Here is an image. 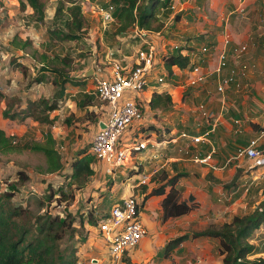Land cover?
I'll use <instances>...</instances> for the list:
<instances>
[{
  "label": "crops",
  "instance_id": "1",
  "mask_svg": "<svg viewBox=\"0 0 264 264\" xmlns=\"http://www.w3.org/2000/svg\"><path fill=\"white\" fill-rule=\"evenodd\" d=\"M245 3L248 10L245 17L234 12L238 0H174V8L170 9L169 20L176 23L172 33L180 37L183 45L196 52L202 45H213V55L202 61L204 71L211 74L204 82L190 84L186 81L188 73L185 68H173L177 85L171 90V104L168 108L150 109L151 113H148L153 114L149 121H153L160 132L175 137L177 141L170 145L167 159L160 162L158 174L146 186L151 189L166 182L167 179L161 176L183 173L175 181V187L181 188L180 199L191 208L185 213L162 219L161 201L165 193L150 194L140 208V218L147 228V234L121 261H115L109 255L102 236L95 226L86 222L89 234L76 252L75 264H222V255L218 252L219 240L211 236H192L191 233L209 225L219 226L234 214L245 213V206L249 203L246 201L249 183H252L250 178L257 180L255 183L259 182V170L264 167L253 166L249 159L240 154L241 147L264 128V84H260L259 80L264 73V0H245ZM88 17L102 27L97 17L91 13ZM227 34L231 36L229 44H226ZM239 44L247 45L248 51L245 56L236 59L233 49ZM222 51L226 57L222 69L216 73L214 69ZM242 62L248 68L245 76L240 78L241 85L230 82L224 93L217 92L216 82L219 78L229 75L232 69H238ZM83 70L91 71V67ZM1 100L0 103H4ZM200 104L204 105L210 117L202 114ZM214 120H217V125L210 134L211 141L203 140L190 145L193 152L200 156L211 153V158L207 163L194 161L190 152L179 148L187 142L191 143L181 133L200 134ZM95 163L100 165L102 171H107L103 162ZM151 165L143 162L141 168L150 171ZM118 176L126 185L118 195H108L110 205L104 212L130 193L131 182L128 183L121 173ZM233 177H237L235 183H231ZM169 188L170 185L166 186L165 191ZM259 190L262 192V189ZM251 207L254 205H248V208ZM262 225L255 232L263 229ZM186 233L188 236L171 248L168 254H162L170 239ZM254 243L257 247V243ZM257 250L254 255L259 251L264 254V250L258 247Z\"/></svg>",
  "mask_w": 264,
  "mask_h": 264
},
{
  "label": "rangeland",
  "instance_id": "2",
  "mask_svg": "<svg viewBox=\"0 0 264 264\" xmlns=\"http://www.w3.org/2000/svg\"><path fill=\"white\" fill-rule=\"evenodd\" d=\"M65 1L43 0L46 12L44 22L36 21L33 8L30 6L23 8L19 0H3V4L0 5V91L4 94V97H0V100L4 101L0 103V119L4 121L0 123V127L7 135L14 134L17 144L16 149H0V179L2 180L0 190L8 187L14 189L9 200L10 204L21 205L31 214L48 211L52 215L63 216L68 212L71 213L75 219L73 225L78 227L79 231H74L73 237L66 233L61 245L73 243L78 251L89 234L85 218L95 219L103 213L110 205V201L107 200L108 195H118L126 184L116 174L102 171L100 165L95 163L96 159L92 162L94 172L85 183L79 186L73 182L70 163L79 151L83 149L88 151L89 142L98 129V121L102 116V103L93 93L96 77L88 75L84 82L79 84L69 80L64 84L62 95H59L61 77L51 69L41 70L42 55L50 57V61L53 59L51 62L53 66H61L59 59L69 56L70 63L66 69L68 77L78 79L82 77L85 67L93 65V58L97 59L95 67L98 65L100 72L107 71V61L111 57L108 55L110 50L114 52L113 56L120 58L125 55L134 56L136 52L132 46L133 40L121 38L114 28L104 32L96 20L88 17L90 14L88 0H80L87 22L83 38L65 41L52 36L48 30L58 24L55 20L56 10L60 3ZM92 2L100 1L92 0ZM165 15L167 17H162L164 21L162 32L167 40L164 41L163 54L171 52L172 49L176 50V45L184 46L180 37L172 33L176 23L169 20L168 13ZM17 35L22 39L29 38L33 44L28 46L26 51L14 47L11 41ZM16 61L23 63L26 71L24 69L22 72L21 69L24 67L16 65ZM76 72L79 73L78 76ZM35 77H44V79L37 82L34 80ZM259 80L260 84H264V73ZM56 95H59L58 106L50 111L45 109L42 113L53 118L52 123H39L30 116L21 118L22 114L19 111L28 106V99L37 100L42 97L51 102ZM79 100L90 101L91 104L79 106L76 103ZM41 107H36L34 111L37 113ZM3 110L16 112L18 115L14 118L6 117L1 112ZM151 126L159 131L153 122ZM47 130H50L55 138L54 147L62 163L61 168L55 171L46 170V157L42 151L26 146L43 142L44 133ZM22 135L24 138L20 139ZM259 172L261 173L259 182L255 183L257 180L250 178L252 183H249L248 196L245 195L246 201L249 202L244 209L246 212L253 210L264 201V167ZM259 189H262V192ZM110 200L113 202L112 198ZM248 205H254V207L248 208ZM80 220L83 222L82 227H80ZM251 241L257 243L259 250H264V228L254 231ZM260 252L256 255H264Z\"/></svg>",
  "mask_w": 264,
  "mask_h": 264
},
{
  "label": "built area",
  "instance_id": "3",
  "mask_svg": "<svg viewBox=\"0 0 264 264\" xmlns=\"http://www.w3.org/2000/svg\"><path fill=\"white\" fill-rule=\"evenodd\" d=\"M99 1L94 3L88 0L90 13L100 20L104 32L112 28L117 31L120 26L115 14L117 6L112 4L111 0ZM172 8L174 4L170 9ZM234 12L241 17L248 15L245 0H238ZM121 38L134 41L132 45L136 52L134 56L125 55L120 58L113 56L114 52L110 50L108 55L111 57L107 61V71L100 72L98 65L95 67L96 58L92 59L93 65L90 66L91 76L96 77L93 93L102 103V116L98 121V129L89 142L88 151L96 161L106 165L109 173L117 176L121 173L128 183L131 182L130 193L114 202L108 211L99 215L95 225L107 246L109 255L115 261H121L125 254L147 234V228L140 218V204L143 197L140 187L148 185L153 180V176L158 174L160 162L167 159L170 145L177 141L175 137H168L164 132L151 128L150 123L153 121H149V118L153 117V114L148 113L151 109L149 101L152 94L165 92L171 96L172 88L177 85L173 70L177 65H173L169 71L164 63V57L185 47L181 53L189 56V64L181 68H185L188 73L186 78L188 83L198 84L204 82L211 74L204 71L202 61L211 56L213 48V45L206 44L196 52L184 44V46L176 45V50L172 49L171 52L163 54L162 49L165 45L163 32L145 29L138 22L121 34ZM230 42L231 36L227 34L226 44ZM247 51V45L239 44L233 49V54L236 59H240ZM225 57L223 51L219 52V60L214 72L217 73L222 69ZM247 68L248 65L242 62L238 69H232L229 75L219 78L216 82L217 92L224 93L226 85L230 82L240 86V78L245 76ZM83 73L84 71L82 76ZM78 75L79 73L76 72V76ZM93 108L96 110V106ZM199 109L205 117H210L203 104L199 105ZM216 125L217 120H214L210 127L200 134L183 131L181 135L189 138L191 143L187 142L179 148L186 153L190 152L194 161L207 163L211 153L200 156L191 150L190 145L203 140L210 142V134ZM263 141L264 128L258 135L250 138L240 150V154L249 159L255 167L264 166V149L261 147ZM143 162L152 164L150 171L141 168Z\"/></svg>",
  "mask_w": 264,
  "mask_h": 264
},
{
  "label": "trees",
  "instance_id": "4",
  "mask_svg": "<svg viewBox=\"0 0 264 264\" xmlns=\"http://www.w3.org/2000/svg\"><path fill=\"white\" fill-rule=\"evenodd\" d=\"M19 1L23 8L27 6L33 8V15L36 21L44 22L46 12L43 0ZM173 1L111 0V3L117 6L115 14L120 22L117 34H124L136 22L145 29L157 32L162 31L164 26L162 17H167L165 14L171 12L170 8ZM2 4L3 0H0V5ZM55 20L58 24L48 30L52 36L65 41H76L83 38L82 35L86 29L87 22L80 0L61 2L57 7ZM11 44L16 48L26 51L28 46L32 45L33 42L29 38L22 39L17 35L11 41ZM184 48L181 47L170 56L164 57V63L169 71H171L173 65L186 67L189 64V57L181 53ZM59 60L62 65L53 66L51 63L53 59L50 61V57L43 54L41 70L51 69L58 73L61 77L59 80L61 85L59 95H62L65 82L74 80L75 83L79 84L80 82H84L83 80L86 79V76L83 75L78 79H69L66 69L70 63V57L64 56ZM16 65L23 66L24 68L21 69L23 72L25 69L24 64L16 61ZM43 79L44 77L34 78L37 82H41ZM2 94L0 91V97H4V94ZM58 96L56 95L51 102L42 97L37 100L28 99V106L19 111L22 114L21 118L24 119L30 116L39 123H52L53 118L49 117L46 113H42L45 109L50 111L58 106ZM76 103L79 106L91 104L90 101L84 100L76 101ZM170 104L171 96L165 92H154L149 101V106L152 110L168 108ZM39 106L42 107L36 113L34 110ZM2 112L4 116L11 118L18 115L16 112L8 110H3ZM23 136L19 138L23 139ZM14 137V134L7 135L5 130L0 127V149H16L17 144ZM54 145L55 138L51 131L47 130L44 133L43 142H36L26 146L42 151L46 157V170L55 171L61 168L62 163ZM261 147L264 149L263 144ZM94 159V156L86 149L77 153L70 163L73 182L79 186L85 183L86 179L94 172L92 166ZM182 174L175 173L171 176H161L163 179H167L166 182L154 185L151 189H148L146 185H142L140 191L143 193V197L140 208L150 194L165 193L161 201L162 219L187 212L191 208V205L180 199L181 188L175 187V181ZM236 178L233 177L231 183H235ZM168 185H170V188L168 191H165ZM13 191L14 189H10L9 187L5 190H0V264H75L77 260L76 245L73 243H68L66 246L61 245L66 233H69L73 237L74 231H79L78 227L73 225L75 219L71 216V213L68 212L63 216L58 214L52 215L48 211L41 214L28 213L21 205L10 204L9 200ZM85 220L93 226L97 223V217L95 219L86 217ZM262 224H264V201L249 212L234 214L229 220L222 222L219 226L209 225L201 230L193 231L191 235L216 237L219 240L218 252L222 255V264H264V257L262 255H254L258 250L255 243L251 241L254 231ZM82 226L83 222L80 220V227ZM187 236L188 234L186 233L170 239L166 243L162 254H168L171 248Z\"/></svg>",
  "mask_w": 264,
  "mask_h": 264
},
{
  "label": "water",
  "instance_id": "5",
  "mask_svg": "<svg viewBox=\"0 0 264 264\" xmlns=\"http://www.w3.org/2000/svg\"><path fill=\"white\" fill-rule=\"evenodd\" d=\"M91 71H87V72H84V76H88L90 74ZM100 126H102V124L100 123Z\"/></svg>",
  "mask_w": 264,
  "mask_h": 264
}]
</instances>
